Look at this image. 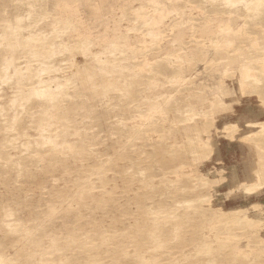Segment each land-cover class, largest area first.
Segmentation results:
<instances>
[{
	"label": "rangeland",
	"instance_id": "obj_1",
	"mask_svg": "<svg viewBox=\"0 0 264 264\" xmlns=\"http://www.w3.org/2000/svg\"><path fill=\"white\" fill-rule=\"evenodd\" d=\"M53 1L55 15L63 11L64 16L79 19L82 29L96 40L105 42L109 32L112 40L125 42L131 48L144 38L139 29L132 28L131 14L135 16L136 11L131 7H139L143 13L153 12L154 5L161 4L150 0H119L115 2L119 5L117 19L108 23L104 15L111 0H97V3L66 0L64 9L62 0ZM47 2L0 0V259L5 264H84L90 259L129 264L122 254H107L110 246L93 249L91 242L98 240L94 232L113 227L130 232L140 230L141 241L145 243L150 240L151 224L144 219L152 217L146 211L163 210L166 212L163 217L169 221L158 227L167 253L153 257L162 260L157 264H264V211L260 213V209L264 210V190L257 193H248L243 188L229 190L235 183L230 169L240 166L234 164L235 160L217 159L218 147L228 143L224 136L220 144L214 140L211 157L200 153L198 163L203 172L208 168L218 171V167L225 165V171L217 172L227 175L224 182L212 184L181 168L177 161H182L184 156L181 150L176 152L174 142L193 134L195 122L183 120L181 126L175 127L177 107L192 104L203 111L205 106L190 87L184 88L183 96L176 91L172 93L177 85L173 86L167 77L178 66L187 75L204 68L196 76L199 84L196 90L203 91L201 95L211 96L214 91L228 88L222 98L229 106L219 114V127L231 122L245 125L249 116L246 112L252 110L263 113L264 117V64L253 61V69L244 73L238 63L227 65L229 58L216 60L211 41L201 38L207 27L211 30L219 21L230 17L223 5L235 6L237 15L250 22L264 17V2L166 1L164 8L177 7L187 14L165 27L168 33L165 39L173 42L176 36L181 37V42L174 43L180 47L178 52L183 61L155 64V73L151 72L156 85L144 93L153 98L157 92L169 93L163 109L152 111L159 117L166 115L160 119L166 138L123 123L118 125L117 120L93 111L92 88L86 86V57L91 44L73 42L66 31L47 24ZM232 21L237 25V20V23ZM45 25L52 29L46 32ZM242 27L243 23L237 25L238 29ZM253 27L264 30L263 25ZM246 28L255 31L251 26ZM77 32L71 31L70 35ZM207 34L211 36L213 32ZM202 39L206 42L203 51L209 52V62L200 59L198 44ZM151 56L149 53L148 57ZM7 59L12 60L10 64ZM99 66L102 67L101 62L95 63L94 71ZM248 73L261 80L250 81L242 88L240 77ZM101 76L90 72L88 78L91 81ZM47 85L57 87L53 95L37 92V88ZM86 93H90V98ZM202 114L196 117L204 125L206 117ZM241 115L244 118L239 120ZM134 121H143L140 112L135 113ZM248 129L243 126L241 132ZM213 134L218 135L216 131ZM48 136L56 144L44 140ZM236 142L247 147L249 161L264 156V143L239 138L233 141ZM253 178H250L252 182ZM187 199L191 200L189 204H178ZM218 205L224 209L247 206L252 214L229 213ZM108 219L143 221L108 223ZM112 248L122 251L125 246L120 240L119 246L116 248L114 244ZM138 249L144 250L141 245ZM131 264H136V260Z\"/></svg>",
	"mask_w": 264,
	"mask_h": 264
},
{
	"label": "crops",
	"instance_id": "obj_2",
	"mask_svg": "<svg viewBox=\"0 0 264 264\" xmlns=\"http://www.w3.org/2000/svg\"><path fill=\"white\" fill-rule=\"evenodd\" d=\"M65 1L62 0L61 7L63 9L66 6ZM88 1L97 3V0ZM117 1L119 0L110 1V9L104 15V21L112 23L117 19L118 12L116 9L119 6L115 4ZM150 1H159L161 4L154 5L153 12L148 11L142 13L139 7H131L136 11L133 13L135 16L131 14L133 18L132 28L139 29L144 36L142 40L135 42L134 48H131L125 42L121 44L120 42L112 40V35L108 31L105 42L96 40L95 37H92L87 31L82 29L83 24L79 19L75 21L72 18L66 17L63 11L58 14L59 16L55 15L54 9L52 8L55 4L53 0H48L47 2V14L49 16L47 24L51 23L55 29H63V31H66L73 42H86L91 44L90 52L86 57V86H91L92 88V92L90 93L93 111L102 112V117L117 120L118 125L123 123L124 126H134L135 128L143 129L146 133L158 134L166 138L167 133L163 128V124L160 122V119L166 118V115L163 114L159 117L157 114H153L152 111L157 113L163 109V105L169 99V93L164 91L157 92V96L154 98L144 93H147V91L156 85V79L153 76V73H155V64L162 63L163 61L168 63L173 61L180 63L183 61L182 55L178 52L180 47H175L176 44L174 43V41L181 42V37L176 36L173 42H171L172 40L165 39L168 36L165 27L174 24L175 18L186 16L187 14L177 7L172 9L164 8L166 1L170 0ZM204 1L206 2V0ZM223 6L226 7L225 12L230 14V17L219 21L218 25L211 28V30L207 27L206 30H203L201 38L211 41L212 46L215 48L216 60L229 58L227 65L230 66L233 63H238L242 71L247 73V69H253L251 62L260 61L264 64V30L258 31L253 27L254 25L264 26V17H258L253 21L246 22L244 18L237 15L235 6ZM157 12L158 15H155L154 13ZM232 19L236 23L238 21L237 25L243 23L244 27L238 29ZM209 20L213 21V18H209ZM162 24L166 25L162 26ZM248 26H251L255 31L246 28ZM49 29L52 28L45 25V31L48 32ZM74 30L78 31L76 35H70V32ZM209 31L213 32V35H208L207 33ZM253 33L256 35H252ZM174 34L178 33L174 32ZM203 39L198 44L200 59L209 62V52L203 51V45L206 44V42H203ZM162 50L165 51L160 53ZM149 53L152 55L151 57H148ZM173 55L176 57L173 58ZM90 60L93 64L91 69ZM97 62H101L102 67L99 66L94 71V65ZM149 65L150 68L148 67ZM204 70V68H198L187 75L183 74L181 66H178L173 74L167 76L168 81L173 86L177 85L172 93L176 91L179 93V96H183L184 88L190 87L196 96L201 99L202 105L205 106L203 111L196 109V106L192 104H186L185 106L179 105L177 107L178 115L174 116L175 127L181 126L180 122L183 120L195 122L193 134L187 135L185 140L174 142L176 152L181 150L184 156L182 161L177 162L187 174L203 175L212 184L219 181L224 182L227 175H219L217 172L220 170L225 171L227 169L225 165L218 167L216 169L218 171H211L208 168L204 172L198 166L200 153H203L204 156L211 157L214 151V140H216L217 144H220V139L224 136L223 138L228 140V143L226 141L223 147H218L217 159L220 161L222 159L223 161L228 159L233 162L235 160L236 163L234 162V164L240 166L239 168H229L232 181L235 182L229 190L243 188L248 193L263 191L264 156L259 155L258 157L252 158V161H249L247 147L240 142L233 143L238 138L239 140L249 139L255 143H264L263 113L254 110L250 111L252 113L246 112L249 116L245 119V125L243 126L249 127V129L243 133L241 132L243 126L238 125L236 122L227 123L223 127H219L217 125L218 118L221 116L219 114L225 112L229 106L223 100L222 94L227 93L229 90L223 87L219 91H214L211 96L201 95L203 91L196 90V88H199L196 76L200 75ZM90 72L94 74L97 72V75L102 74V76L101 78H95L90 81L88 78ZM260 80L261 78L255 74L248 73L242 75L240 77V87L244 88L250 81L257 83ZM90 93H86L87 98H90ZM237 101H240V99ZM87 103H90V101H87ZM117 110H121V112L115 113ZM136 112H140L142 115L143 121L140 123L134 121ZM109 113L112 114L111 117H109ZM200 113H203L202 116L206 117L204 125L198 123V117L196 115ZM181 114H183L184 119H181ZM240 118H244L243 115L239 116V120ZM190 124L192 125L189 122ZM237 129L240 130L239 133H236ZM215 131L218 133L216 137L213 134ZM229 137H233V139H229ZM200 142L203 145H200ZM175 158H177V154ZM211 173L214 174L213 177L209 176ZM251 177H254L253 182L250 180ZM217 207L226 212L243 213L247 216L252 214L249 211L250 207L247 206H238L230 209H224L221 205ZM263 211V209H260L261 214H263ZM259 218L262 217L259 216Z\"/></svg>",
	"mask_w": 264,
	"mask_h": 264
},
{
	"label": "bare ground",
	"instance_id": "obj_3",
	"mask_svg": "<svg viewBox=\"0 0 264 264\" xmlns=\"http://www.w3.org/2000/svg\"><path fill=\"white\" fill-rule=\"evenodd\" d=\"M230 1V0H229ZM235 1V0H233ZM242 1V0H237ZM247 1V0H246ZM264 0H250V2H258ZM232 2V1H231ZM262 2V3H263ZM251 9V8H250ZM248 10V9H247ZM251 17V16H248ZM63 30V29H61ZM11 59H7V62L10 64ZM46 88H37V92L41 95H53L54 90L57 88L55 85H47ZM44 140L55 143V140L51 137H46ZM195 176H202L206 180H208L205 176L200 174H190ZM191 200H184L179 201L178 204L184 205L189 204ZM165 211L163 210H157V211H146L147 215H151V219L147 218L144 219L145 222L148 224L150 223L151 226L148 228V238L150 239L147 242H142V231L140 230H134L129 231L128 229L125 230H119L116 227H113L112 230H102V231H95L94 237L97 238V242H91V246L93 249H96L98 246H110L111 250L106 252L107 254H115L119 255L122 254L125 259L128 260L129 264L133 260H136V264H157L158 262H161L162 260L159 258H153L157 257L158 255H163V253H167V251H164L166 249V243L164 242L165 239L162 235V232L160 231L159 225L162 223L168 222L169 220L164 218ZM231 213V212H229ZM245 215V214H243ZM143 221L142 219H124L118 220V219H108L106 222L108 223H116V222H123V223H138ZM122 240V245L125 246V248L120 251L118 249L113 250V245L115 244V247L117 248L119 246V241ZM151 241L153 243H151ZM115 242V243H114ZM132 243L133 250H130V244ZM142 246L144 250H139L138 247ZM0 264H5L2 259H0ZM84 264H118V261H104V260H95L90 259L88 261H85Z\"/></svg>",
	"mask_w": 264,
	"mask_h": 264
}]
</instances>
